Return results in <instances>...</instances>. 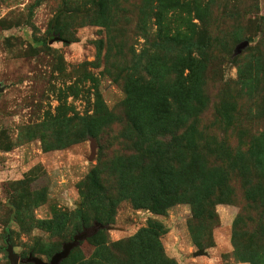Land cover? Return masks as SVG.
Masks as SVG:
<instances>
[{
	"label": "rangeland",
	"instance_id": "rangeland-1",
	"mask_svg": "<svg viewBox=\"0 0 264 264\" xmlns=\"http://www.w3.org/2000/svg\"><path fill=\"white\" fill-rule=\"evenodd\" d=\"M153 91L202 92L177 132L193 148L161 136ZM260 144L264 0H0V264L6 239L49 262L97 221L62 264H264ZM175 155L199 180L155 211Z\"/></svg>",
	"mask_w": 264,
	"mask_h": 264
},
{
	"label": "trees",
	"instance_id": "trees-1",
	"mask_svg": "<svg viewBox=\"0 0 264 264\" xmlns=\"http://www.w3.org/2000/svg\"><path fill=\"white\" fill-rule=\"evenodd\" d=\"M164 24L165 23L163 22L159 26V33L161 34L165 31ZM203 105L204 98L201 91L196 92L194 95L189 92L186 94H180L176 96L172 103H169L165 93H156L153 91L151 109L153 110L154 114L161 116L163 115L161 117L162 119L159 121V123H157L159 125V129L163 131L160 134L161 136H164L166 134L173 135L172 143H174L175 148L179 149L180 153H184L185 149L193 148L194 141L188 140L191 142L187 143L186 146L182 145L180 142L178 143V141L183 140L182 137L186 139H193V137H189L188 134H182L179 137L177 135V132L182 126L187 123L188 119H190L191 116L195 114L194 112H196ZM142 130H146L149 133L152 131L151 126H143ZM172 164L174 165V168ZM253 164L254 166H256V168L259 169L261 173L264 174V149L262 148L261 144L258 146L253 145ZM183 165L186 168H182ZM179 170H182V172H180ZM197 171L198 169L196 167V161L192 160L188 164H185L183 161L178 159L177 155H175V157H172L171 162L169 163L157 161L151 168V173L155 182V190L153 192L150 191L148 194V201H151V207L155 211H158L156 207L157 204L164 205L166 203H169L170 205H175L185 201L184 199L186 191L189 190L188 186L192 187V189L195 190L194 188L196 181L199 180ZM91 176L92 188L95 191L102 192V187L98 185L94 172H92ZM224 181H222V183H225ZM183 184L185 185L182 186ZM122 186L126 187V182L123 181ZM247 193H249L251 199L253 200V202H255L256 198H254L253 193H250V190H247ZM137 198L138 196H135L133 199L136 200ZM106 201L109 205L113 206L114 203L109 198H107ZM97 222L102 224L101 221ZM108 222L109 221H106L105 225L109 224ZM99 232L85 241L94 239ZM64 261H62V263ZM168 261L169 260H166V262Z\"/></svg>",
	"mask_w": 264,
	"mask_h": 264
},
{
	"label": "water",
	"instance_id": "water-1",
	"mask_svg": "<svg viewBox=\"0 0 264 264\" xmlns=\"http://www.w3.org/2000/svg\"><path fill=\"white\" fill-rule=\"evenodd\" d=\"M247 45H248V42H243L239 44L236 49L237 54H239ZM100 229H103V225L98 222H95L93 227L90 229H83L82 232L76 234L73 237L72 241L64 243L62 245L61 251L55 253L51 257L49 262H44L40 258H37L31 254L26 259L20 260L19 256L14 253V250L9 243V239H6V244H7L6 251L8 254V260L10 261V264H19L20 262L24 264H61L62 261H64L65 259L69 257L72 250L77 248L81 242L95 235ZM202 254H203V251L197 254H194V255L196 256V255H202Z\"/></svg>",
	"mask_w": 264,
	"mask_h": 264
}]
</instances>
